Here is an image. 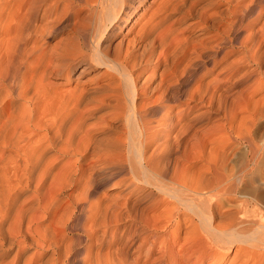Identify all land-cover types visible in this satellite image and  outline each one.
Masks as SVG:
<instances>
[{"label":"bare ground","instance_id":"1","mask_svg":"<svg viewBox=\"0 0 264 264\" xmlns=\"http://www.w3.org/2000/svg\"><path fill=\"white\" fill-rule=\"evenodd\" d=\"M263 18L264 0H0V264H264V94L244 95Z\"/></svg>","mask_w":264,"mask_h":264},{"label":"rangeland","instance_id":"2","mask_svg":"<svg viewBox=\"0 0 264 264\" xmlns=\"http://www.w3.org/2000/svg\"><path fill=\"white\" fill-rule=\"evenodd\" d=\"M136 16H138V14H136ZM264 19V18H263ZM263 19L258 23V25L256 26V28L254 29V30H256V31H259V33H261L260 31H261V29L259 28V27H261V23L263 22ZM131 24H132V21L127 25V27H123L122 29H121V34H125L126 33V35L127 36H130L131 35V33L130 32H132L130 29H129V27L131 26ZM260 24V25H259ZM263 24V23H262ZM127 30H129L128 32H126ZM261 35H263V34H260L259 36L260 37H262V38H264V36H261ZM117 40H119V36L118 37H116V39H115V41L114 42H116ZM236 55V54H235ZM234 56V55H233ZM231 58H232V56H231ZM78 72H79V70L78 71H75L73 74H72V77L71 78H69V79H66V82H65V84H64V86L63 87H65V88H71L72 86H74V84H75V82L77 81V79L75 78L76 76H77V74H78ZM93 74V72L92 73H87V74H85V75H83V76H81L80 78L82 79H84V78H88V77H90L91 75ZM62 80H64V79H58L57 81L60 83V81H62ZM257 82V83H256ZM255 83H250L249 85L247 84V85H245V90H244V95L245 96H248V99H250L249 101H253V100H259L260 98H262V96H263V94H264V78H259L258 79V81H256ZM260 97V98H259ZM172 113H174V112H172ZM239 121L240 120H233V123L231 122V128H232V130H234L233 132H231V131H229L232 135L234 134V136L233 137H236L235 135V133H237V132H235V130H236V128L238 129L239 128ZM215 123H220V121H217V120H215L214 121ZM235 123V124H234ZM264 123H262V125H261V127H259V129H257L255 132L258 134V135H260L262 132H264V129H262L263 127H264V125H263ZM232 125H234V126H232ZM241 126V125H240ZM236 127V128H235ZM241 128V127H240ZM237 131H239V129L237 130ZM260 131H262V132H260ZM263 135H264V133H262ZM220 136V134L219 133H215V134H213V135H211L210 136V138L208 139V140H213V141H217L218 140V137ZM213 138V139H212ZM216 138H217V140H216ZM236 139V141H240V140H238L237 138H235ZM241 145H243V147H244V143L243 144H240V146ZM202 150V149H201ZM199 151V153L201 152L202 153V155H203V152L202 151ZM133 187H130V186H128V187H125V188H120V187H114V186H108L106 189H104V192H102L103 193V195L104 196H106V197H108V199H109V202H115L114 204H116L117 202H119V203H122V202H124L125 201V196H126V192H128L127 190H131ZM124 191V192H123ZM68 193H70V191H68ZM124 194V195H123ZM128 194V193H127ZM112 200V201H111ZM122 207H120V206H118V208L116 209L115 207L113 208V210H120ZM160 211V210H159ZM159 211H157V212H151L152 214H158V212ZM148 214V216H149V214L150 215H152L150 212H149V210H148V212H147ZM112 229L110 228L109 229V232L105 235V243H107V241L109 240V239H111L112 238V232L113 231H111ZM118 234H120V232L119 233H117V235ZM71 233H68V236L69 237H71ZM173 248H178V245L176 244V245H174V247ZM231 256H232V253L231 254H229V257L227 258V260L225 261V262H223V264H229L230 263V259H231ZM144 260V250H143V256H142V258H141V262ZM208 262L209 261H205V264H208Z\"/></svg>","mask_w":264,"mask_h":264}]
</instances>
